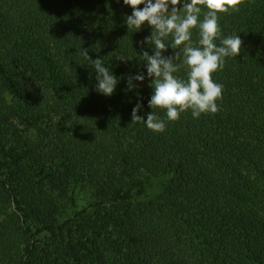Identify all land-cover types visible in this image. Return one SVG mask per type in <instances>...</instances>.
Wrapping results in <instances>:
<instances>
[{
    "label": "trees",
    "instance_id": "trees-1",
    "mask_svg": "<svg viewBox=\"0 0 264 264\" xmlns=\"http://www.w3.org/2000/svg\"><path fill=\"white\" fill-rule=\"evenodd\" d=\"M132 11L0 0V264H264V0L220 14L222 36L243 45L213 74L219 111L177 121L149 107L152 28L129 31ZM85 50L118 78L112 96ZM177 51L186 81L183 52L164 55ZM137 103L166 130L132 123Z\"/></svg>",
    "mask_w": 264,
    "mask_h": 264
},
{
    "label": "clouds",
    "instance_id": "clouds-1",
    "mask_svg": "<svg viewBox=\"0 0 264 264\" xmlns=\"http://www.w3.org/2000/svg\"><path fill=\"white\" fill-rule=\"evenodd\" d=\"M119 2V0H117ZM123 0L133 11L126 15L125 23L129 31H139L147 24L152 28L150 37L141 41L147 43L154 54L144 51L142 61H146L147 77L154 94L149 107L166 110L169 121H177L182 113L191 110L193 118L201 114H215L219 111L217 101L223 98V86L213 81V74L223 69L225 58L238 57L243 41L238 36L223 37L219 25L220 14L239 12L245 0ZM144 5L143 8L140 6ZM206 10V11H205ZM203 14V19L200 17ZM193 30H198V41L194 45ZM172 37L171 45L165 40ZM219 40V46L216 41ZM169 46L183 52V64L187 68L188 79L178 78L175 73L179 65L180 51L174 57L165 56ZM86 58L96 71L97 91L112 96L118 78L106 67L101 59L93 60L85 50ZM145 75L140 72L128 76V91L138 87L134 81L143 82ZM143 104L137 103L132 109V123H144L156 133L166 130L165 121L154 111L147 114V120L138 113Z\"/></svg>",
    "mask_w": 264,
    "mask_h": 264
},
{
    "label": "rangeland",
    "instance_id": "rangeland-1",
    "mask_svg": "<svg viewBox=\"0 0 264 264\" xmlns=\"http://www.w3.org/2000/svg\"><path fill=\"white\" fill-rule=\"evenodd\" d=\"M162 183H163L162 181L155 182L154 187H152L150 191H157L160 184H162ZM78 199H79L78 205H80L81 207L86 205L87 202H85V194L84 193L83 194L80 193Z\"/></svg>",
    "mask_w": 264,
    "mask_h": 264
}]
</instances>
